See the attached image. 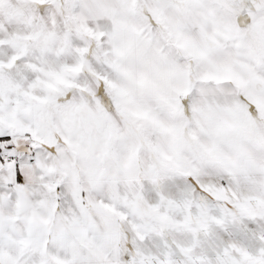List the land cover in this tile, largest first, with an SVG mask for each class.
<instances>
[{
    "label": "snow or ice",
    "instance_id": "snow-or-ice-1",
    "mask_svg": "<svg viewBox=\"0 0 264 264\" xmlns=\"http://www.w3.org/2000/svg\"><path fill=\"white\" fill-rule=\"evenodd\" d=\"M245 221L264 0H0V264H264V230L204 248Z\"/></svg>",
    "mask_w": 264,
    "mask_h": 264
},
{
    "label": "crops",
    "instance_id": "crops-1",
    "mask_svg": "<svg viewBox=\"0 0 264 264\" xmlns=\"http://www.w3.org/2000/svg\"><path fill=\"white\" fill-rule=\"evenodd\" d=\"M191 183V178L186 182L183 178H174L172 180L166 181L164 190L171 197H178L181 193L186 192L189 184ZM145 194L147 197L154 198L155 193L152 191L151 186L145 185ZM264 230V223L253 224L250 221H245L243 224L239 225H230L227 232L220 231L215 229L216 235H210L209 238L205 240L204 248L208 250L210 247L216 245H226L230 240H236L245 245L249 250L254 247H259V241L254 239V234ZM231 233V235H229ZM177 239H185L186 237L183 234H174ZM148 243V247L153 248L155 251V245H159L161 242L159 239H154ZM127 255H125V259Z\"/></svg>",
    "mask_w": 264,
    "mask_h": 264
},
{
    "label": "water",
    "instance_id": "water-1",
    "mask_svg": "<svg viewBox=\"0 0 264 264\" xmlns=\"http://www.w3.org/2000/svg\"><path fill=\"white\" fill-rule=\"evenodd\" d=\"M238 21H239V18H238Z\"/></svg>",
    "mask_w": 264,
    "mask_h": 264
}]
</instances>
